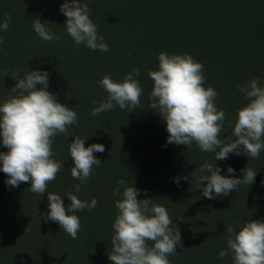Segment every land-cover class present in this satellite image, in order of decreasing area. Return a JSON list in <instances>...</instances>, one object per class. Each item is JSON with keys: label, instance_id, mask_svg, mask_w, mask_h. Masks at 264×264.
<instances>
[{"label": "clouds", "instance_id": "1", "mask_svg": "<svg viewBox=\"0 0 264 264\" xmlns=\"http://www.w3.org/2000/svg\"><path fill=\"white\" fill-rule=\"evenodd\" d=\"M90 11L82 0H64L59 7L66 18V33L76 45L107 52L109 47L98 35ZM11 22L12 17L5 14L0 19V31L6 32ZM47 24V21L34 19L36 35L46 42L60 41L63 37L50 32ZM3 42L0 39V45ZM157 59V70L148 72L153 82L149 107L166 122L167 144L186 147L195 144L201 152L213 153L215 161L226 160L229 154H243L252 159L260 156L264 150V86L258 78L239 88L248 103L237 111L234 122L228 124L234 139L222 140L225 113L215 104L218 92L203 86V65L189 54L161 52ZM48 75L46 71H28L23 77L14 74L15 86L0 103V146L8 150L0 152V172L7 176L5 183L10 188L30 182V191L40 196L46 193L48 184L62 168V164L52 158L53 138L59 134L72 136L68 129L78 122L73 108L57 102L56 96L47 90ZM139 75V69L134 68L120 82L104 76L99 84L107 93V99L93 108L91 115L116 107L127 112L138 108L143 89L134 77ZM37 85L41 87L37 89ZM87 139L75 136L68 144L73 163L71 176L80 181L73 186L76 193L80 192L81 184L87 183L94 166L102 164L94 153L105 151L102 144L84 147ZM199 171L200 175L195 177L197 187L209 200L228 196L239 185H251L256 175V171L245 167L241 178H231L234 170L228 167V175L222 176V170L207 161ZM180 179L174 178L173 182L179 186ZM117 185L113 195L121 199L114 204L117 215L112 224L114 234L108 260L111 264H170L168 257L176 254V248L181 246V233L176 225L173 227L166 208L153 203L152 199H137L139 190L126 185L123 179L118 180ZM67 199L71 203L65 208L61 196L49 193V210L40 214V218L45 223H57L68 236L77 239L80 219L74 213L83 209L92 211L98 202L95 198L91 202L82 201L71 192ZM227 233V248L219 252V258L231 254L232 264H264V222H246L238 231L235 225L229 226Z\"/></svg>", "mask_w": 264, "mask_h": 264}, {"label": "trees", "instance_id": "2", "mask_svg": "<svg viewBox=\"0 0 264 264\" xmlns=\"http://www.w3.org/2000/svg\"><path fill=\"white\" fill-rule=\"evenodd\" d=\"M150 5V15L145 17L148 31L145 40L150 47L144 51L136 48L137 37L130 35L131 23H124L118 39L123 43L116 48L119 52L114 55L113 51H107L102 55L99 64L93 66L87 85L85 79H78L86 98L106 100L107 93L99 81L108 75L120 82L137 68L140 75L134 78L143 89L138 108L128 112L119 107L106 111L108 119L98 134L91 143L84 142V147L102 144L105 151L94 153L102 164L94 166L91 177L80 189H86V202L97 200L94 210L100 218L105 210L109 215L117 212L114 204L121 197L113 195V190L118 187V180L123 179L128 186L140 181L142 187L152 189V196L144 198L138 194L137 199H152L165 207L173 219V227L176 225L181 233V246L168 257L170 264H232L231 254L223 259L218 256L227 248V228L235 225L238 231L246 222H264V150L256 159L229 154L228 159L215 161L213 153L201 152L195 144L190 147L167 144L166 122L149 107L153 82L148 72L157 70L161 52L191 55L203 65V86L218 92L215 104L226 117L220 138L234 139L228 124L234 122L237 111L248 103L239 88L257 78L264 86V0H152ZM57 34L64 36V32ZM65 44L73 51L68 40ZM70 57H66L64 69L71 63L75 65L74 54L70 53ZM69 79V75L65 76L64 83L68 84ZM40 87L37 85V89ZM47 90L58 97L57 90L49 84ZM107 142L111 149L105 147ZM53 146L54 141L52 158L62 168L47 189H67L80 183L71 176L73 163L68 147L59 156ZM7 151L0 146V152ZM205 161L219 167L222 176L228 175L227 168L231 167L234 170L231 178L237 179L243 176L242 169L251 168L256 171L254 181L251 185L237 186L228 196L206 199L195 179ZM134 174L138 175L136 179ZM1 175L6 176L3 172ZM174 178H181L179 186L173 182ZM30 187L29 182L11 189ZM62 246L61 242L55 245L57 249ZM105 251L111 252V246ZM105 260L102 258L100 264Z\"/></svg>", "mask_w": 264, "mask_h": 264}, {"label": "rangeland", "instance_id": "3", "mask_svg": "<svg viewBox=\"0 0 264 264\" xmlns=\"http://www.w3.org/2000/svg\"><path fill=\"white\" fill-rule=\"evenodd\" d=\"M151 1L82 0L91 9L89 16L97 25L98 35L104 38L109 51H113L114 55L119 52L116 48L123 43H119L118 39L124 23H131L129 30L130 35L137 37L136 42L134 41L136 48L144 51L150 47L145 40L148 35L145 17L150 15ZM63 2L64 0H0V19L5 14L9 15L8 12L13 13L10 15L12 22L8 30L0 31V39L4 41L0 45V103L8 98L10 90L15 86L16 81L12 78L14 74L19 73L23 77L28 71H46L49 74L48 84L58 92L57 102L73 108L78 117L77 124L68 129L72 136L59 134L53 138V147L59 156L75 136L88 138L84 142L91 143L103 122L108 119L105 112L91 115L92 109L105 99L86 98L84 87L78 80L79 77L85 79L86 85L90 82L91 70L99 64L105 52L90 50L84 44L81 47L75 46L64 28L66 18L59 12ZM37 18L41 22L47 21L49 24L46 26L53 34L64 32L63 38L51 42L41 40L33 30V20ZM66 40L71 43L68 44L69 48L76 53L68 50ZM70 53L74 54L75 65H68L66 72L64 66L66 57L71 58ZM67 75L70 78L68 84L67 81L64 83ZM110 146L108 142L105 145L106 148ZM134 176L136 179L138 175ZM6 179L7 176H0V264H100L102 258L106 259L103 264L111 263L108 260L110 252L105 249L111 246L116 211L109 215L105 210L106 214L100 218H97L100 214L96 217L95 208L92 211L83 209L74 213L80 219V231L77 239H72L64 231L61 233L62 229L57 223H45L40 214L49 210V193L61 196L63 206L67 208L71 203L67 199L68 194L71 192L85 201L86 189H80L79 193L75 192L74 187L47 189L40 196L30 189H11L5 183ZM131 186L138 189V194H142L144 198L152 196V189L142 187L140 181L131 183ZM104 230L105 234L100 235ZM60 242L63 248L57 249L55 245Z\"/></svg>", "mask_w": 264, "mask_h": 264}]
</instances>
